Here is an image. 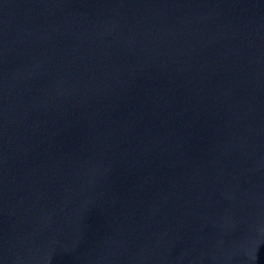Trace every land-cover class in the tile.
<instances>
[{"label": "water", "instance_id": "95a60500", "mask_svg": "<svg viewBox=\"0 0 264 264\" xmlns=\"http://www.w3.org/2000/svg\"><path fill=\"white\" fill-rule=\"evenodd\" d=\"M0 264H264V0H0Z\"/></svg>", "mask_w": 264, "mask_h": 264}]
</instances>
